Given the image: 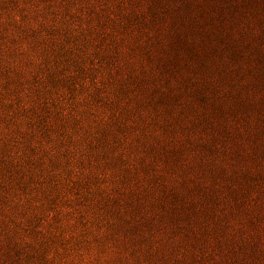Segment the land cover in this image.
I'll use <instances>...</instances> for the list:
<instances>
[{"label":"rangeland","instance_id":"374dc122","mask_svg":"<svg viewBox=\"0 0 264 264\" xmlns=\"http://www.w3.org/2000/svg\"><path fill=\"white\" fill-rule=\"evenodd\" d=\"M5 142L0 264H264V0H0Z\"/></svg>","mask_w":264,"mask_h":264},{"label":"trees","instance_id":"16d2710c","mask_svg":"<svg viewBox=\"0 0 264 264\" xmlns=\"http://www.w3.org/2000/svg\"><path fill=\"white\" fill-rule=\"evenodd\" d=\"M154 2L159 3L160 0H154ZM20 137L21 136H18V139ZM12 148H13V146L11 144H9L7 142L4 143V151H2L3 157H4V160H3L4 166H0V184L1 185H6V183L8 181L7 180V172H6L7 166L12 165L15 162H17L18 158L21 155V153L13 152Z\"/></svg>","mask_w":264,"mask_h":264}]
</instances>
